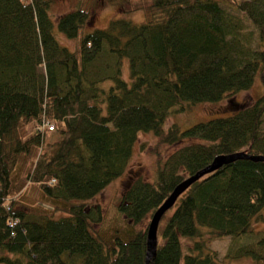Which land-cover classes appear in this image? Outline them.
<instances>
[{"label": "trees", "instance_id": "trees-1", "mask_svg": "<svg viewBox=\"0 0 264 264\" xmlns=\"http://www.w3.org/2000/svg\"><path fill=\"white\" fill-rule=\"evenodd\" d=\"M140 1L143 21L86 29L87 4L51 14L52 0H0V263L144 264L145 228L104 233L102 208L90 201L124 171L139 132L176 147L153 180L127 181L116 208L133 224L214 155H264V0ZM57 32L78 42L69 48ZM256 74L261 93L235 110L163 127L173 111L246 89ZM42 122L52 127L37 129ZM26 182L47 204L18 202ZM263 219L264 161L235 158L162 214L148 264H222L204 231L236 242L226 256L264 264V227L238 241ZM182 238L192 241L185 252Z\"/></svg>", "mask_w": 264, "mask_h": 264}, {"label": "rangeland", "instance_id": "rangeland-1", "mask_svg": "<svg viewBox=\"0 0 264 264\" xmlns=\"http://www.w3.org/2000/svg\"><path fill=\"white\" fill-rule=\"evenodd\" d=\"M79 3L87 4L92 13L89 22L90 26L86 27V29L104 27L107 25L108 20L114 17H124L133 22H141L145 19L144 12L140 5L146 2H141L140 0H52L49 11L51 14H58L75 7ZM154 14L156 15V12H154ZM56 35L57 39L69 48H72L75 43L78 42V37L67 38L60 33L58 34V32ZM121 72L122 76L126 78L127 63L125 59L122 62ZM261 91L262 82L258 74H256L253 82L246 89L227 93L224 97L215 102H197L185 106L183 110L173 111L166 118L163 127L166 128L172 121L176 122L180 127H186L196 121L225 115L231 110H235L239 103L252 100L258 96ZM30 126L31 124H28L26 130L30 129ZM55 138H57V132L55 130L44 133L42 138L43 148ZM175 147L176 145L160 142L159 138L150 132H139L138 139L134 143L133 152L124 171L119 176L109 181L90 199L91 202H98L102 208L103 219L98 227L102 229L104 233H113L116 231L121 234L122 237H125L126 233L131 230L146 228L150 213L141 221L133 224L117 211L116 205L122 190L130 178L138 176L147 180H153L157 163H161L166 155ZM16 199L19 203L32 207H40L42 204H47L48 201V199L37 190L36 186L30 182L24 183L22 188L18 190ZM171 210L172 209H169L165 215H168ZM161 224L162 221L158 226H161ZM252 225L253 231L240 237L238 239L239 242L246 243L253 241L255 238L254 232L264 227V219L254 220ZM203 234V237L207 239V248L214 250L217 260L220 263L260 264L247 256L233 258L226 256L228 245L231 242L236 244L229 236H211L207 231H204ZM161 240L160 236L157 235L158 243H160ZM191 242L189 238L181 239L183 252L188 248L187 244Z\"/></svg>", "mask_w": 264, "mask_h": 264}, {"label": "water", "instance_id": "water-1", "mask_svg": "<svg viewBox=\"0 0 264 264\" xmlns=\"http://www.w3.org/2000/svg\"><path fill=\"white\" fill-rule=\"evenodd\" d=\"M249 158L252 160L264 161L262 154H250L244 151H235L228 154H216L211 161L204 167L196 170L194 173L187 175L179 181L163 199V201L150 213L146 228H145V253L144 264H148L153 257L157 245V227L162 214L173 205L177 196L193 181L200 178L203 174L217 169L222 164H225L235 158Z\"/></svg>", "mask_w": 264, "mask_h": 264}, {"label": "built area", "instance_id": "built-area-1", "mask_svg": "<svg viewBox=\"0 0 264 264\" xmlns=\"http://www.w3.org/2000/svg\"><path fill=\"white\" fill-rule=\"evenodd\" d=\"M44 127L50 128V127H52V124L49 122H42L39 125H37V129H39V130L43 129Z\"/></svg>", "mask_w": 264, "mask_h": 264}]
</instances>
